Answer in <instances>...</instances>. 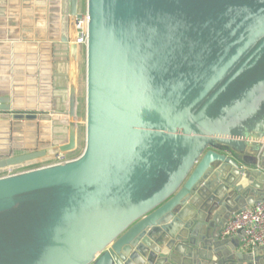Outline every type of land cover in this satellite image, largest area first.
<instances>
[{"label":"water","instance_id":"95a60500","mask_svg":"<svg viewBox=\"0 0 264 264\" xmlns=\"http://www.w3.org/2000/svg\"><path fill=\"white\" fill-rule=\"evenodd\" d=\"M79 7L61 13L66 142L6 137L0 170L78 147ZM84 7V149L0 177V264H264V247L221 239L231 214L264 201V0Z\"/></svg>","mask_w":264,"mask_h":264},{"label":"crops","instance_id":"0c3cea01","mask_svg":"<svg viewBox=\"0 0 264 264\" xmlns=\"http://www.w3.org/2000/svg\"><path fill=\"white\" fill-rule=\"evenodd\" d=\"M65 9L66 0H0V148L6 137L16 139L26 150L66 142L68 50L61 42ZM33 65L36 74L29 76ZM5 107L10 111L1 110ZM46 127L52 129L51 140L42 134ZM43 142L47 144L41 146ZM46 160L21 166L36 168Z\"/></svg>","mask_w":264,"mask_h":264},{"label":"built area","instance_id":"2783aa9c","mask_svg":"<svg viewBox=\"0 0 264 264\" xmlns=\"http://www.w3.org/2000/svg\"><path fill=\"white\" fill-rule=\"evenodd\" d=\"M80 18L75 21V29L81 35L76 44L84 52L87 39L88 17L85 7H79ZM22 121V120H20ZM24 121V120H23ZM25 122H23L24 124ZM72 154L53 155L47 157L42 166L31 169L9 168L0 172V177H6L46 166L64 164L77 157ZM1 171V170H0ZM239 238V250L242 252L252 251L254 248L264 247V201L247 206L236 214H231L227 219L222 231L221 239Z\"/></svg>","mask_w":264,"mask_h":264},{"label":"rangeland","instance_id":"374dc122","mask_svg":"<svg viewBox=\"0 0 264 264\" xmlns=\"http://www.w3.org/2000/svg\"><path fill=\"white\" fill-rule=\"evenodd\" d=\"M80 55L82 58H81V62H80L81 63L80 64L81 69H80L79 89H78L79 105H78V115H77L79 135H78V147L74 153H71L72 157H78L82 153V151L84 149V143H85V135H84V131H85V75H84V56H83L82 50H81ZM37 132H39V129H37ZM42 134L43 135L46 134L47 139H50V138H52V135H53L52 129L46 127V132H43ZM10 140L12 141V139H10ZM25 140H26V136H25ZM45 144H47V143L43 142V143H41V146H44ZM16 169L17 170L18 169L23 170L26 168H22V166H18ZM2 171L3 170H1V172Z\"/></svg>","mask_w":264,"mask_h":264},{"label":"bare ground","instance_id":"6f19581e","mask_svg":"<svg viewBox=\"0 0 264 264\" xmlns=\"http://www.w3.org/2000/svg\"><path fill=\"white\" fill-rule=\"evenodd\" d=\"M66 120H67V118H66ZM85 124H86V119H85Z\"/></svg>","mask_w":264,"mask_h":264}]
</instances>
